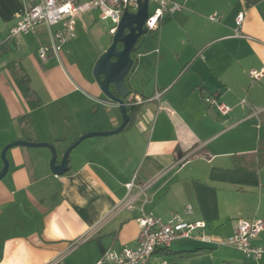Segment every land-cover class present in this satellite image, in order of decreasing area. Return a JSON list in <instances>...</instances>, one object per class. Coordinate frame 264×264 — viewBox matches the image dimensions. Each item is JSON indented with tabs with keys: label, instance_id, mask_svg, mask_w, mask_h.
Instances as JSON below:
<instances>
[{
	"label": "crops",
	"instance_id": "obj_1",
	"mask_svg": "<svg viewBox=\"0 0 264 264\" xmlns=\"http://www.w3.org/2000/svg\"><path fill=\"white\" fill-rule=\"evenodd\" d=\"M172 1L183 9L166 15L156 31L161 45L171 41L182 56L133 54L126 82L134 102L127 104L141 110L131 124L83 140L63 175L51 171L48 148L8 150L9 171L0 181V264H108L99 263L108 250L137 244L142 211L167 220L187 205L193 210L183 219L207 222L213 242L178 239L158 249L150 264H264V254L253 260L216 243L233 234L240 218L264 221V74L249 75L264 68V0ZM28 6L0 0V155L25 140L54 144L60 160L81 135L119 127L122 115L92 75L88 80L39 58L44 28L8 36ZM92 11L66 47L94 28ZM12 65L29 77L38 106L27 103ZM211 95L229 111L208 106ZM247 154H255L256 170L234 165ZM253 243L264 249V231ZM196 249V256L180 255Z\"/></svg>",
	"mask_w": 264,
	"mask_h": 264
},
{
	"label": "built area",
	"instance_id": "obj_2",
	"mask_svg": "<svg viewBox=\"0 0 264 264\" xmlns=\"http://www.w3.org/2000/svg\"><path fill=\"white\" fill-rule=\"evenodd\" d=\"M29 3L24 15L15 23L9 31V37L37 32L45 29V36L38 48V56L42 60L53 58L61 62V51L77 37V24L82 15L92 10H98L103 20L110 19L113 26L109 33L113 35L118 27L125 10L136 12L140 0H24ZM184 5L172 0H149V16L146 21L148 31L159 29L161 21L166 15L181 11ZM211 21L217 20V15L209 17ZM243 22V14L236 17V26L239 28ZM238 31V30H236ZM264 74L261 70H252L249 75L252 79H260ZM160 94H157L158 98ZM210 107L217 108L223 114L229 108L221 103L216 96L205 98ZM130 183L128 187H131ZM190 205L182 211L175 212L167 220L157 217L152 212L142 211L137 222L139 235L134 247H127L121 251L108 250L99 263L108 264H150L158 249L169 248L173 242L182 238L197 239L205 243L213 242L207 233V222H187L183 214L192 213ZM264 231L262 219H238L233 234L219 241V245H227L240 250L245 257L260 260L264 249L255 245L253 240ZM161 264H167L162 261Z\"/></svg>",
	"mask_w": 264,
	"mask_h": 264
},
{
	"label": "water",
	"instance_id": "obj_3",
	"mask_svg": "<svg viewBox=\"0 0 264 264\" xmlns=\"http://www.w3.org/2000/svg\"><path fill=\"white\" fill-rule=\"evenodd\" d=\"M149 16V0H140L136 12L125 10L118 24L116 32L112 35L111 45L100 55L93 68V76L102 93L111 101L118 104L122 115V123L113 130L91 131L81 135L58 159L57 148L48 142H31L17 140L6 145L1 151L2 168L0 169V181L9 171V160L7 152L14 146L44 147L50 149L52 157L50 160L51 171L56 175H63L68 171L70 154L83 140L95 136H109L124 130L129 122L130 115L127 110L126 100L131 94L126 78L134 65L133 54L137 53L147 40L149 33L146 21ZM121 45V47H120ZM212 117L217 114L213 109Z\"/></svg>",
	"mask_w": 264,
	"mask_h": 264
},
{
	"label": "rangeland",
	"instance_id": "obj_4",
	"mask_svg": "<svg viewBox=\"0 0 264 264\" xmlns=\"http://www.w3.org/2000/svg\"><path fill=\"white\" fill-rule=\"evenodd\" d=\"M92 14L96 17L94 28L85 33H80L79 39L73 45L69 48H63L61 51V63L66 66L69 72L73 73V69H75L81 75H85L88 80H90V75L93 76L92 65L95 59L100 57V53L104 51L112 39L109 29L113 26L110 19L103 20L101 18L98 10L92 11ZM89 17V14L85 15L86 22L89 21ZM177 48V45H173L171 41L166 39L161 45L160 31H155L148 33L147 40L138 53L141 57H181L180 50ZM157 49L158 53L156 52ZM0 161L2 162L1 155Z\"/></svg>",
	"mask_w": 264,
	"mask_h": 264
},
{
	"label": "trees",
	"instance_id": "obj_5",
	"mask_svg": "<svg viewBox=\"0 0 264 264\" xmlns=\"http://www.w3.org/2000/svg\"><path fill=\"white\" fill-rule=\"evenodd\" d=\"M162 22L163 20L161 21V23ZM150 32L151 31H149V33ZM10 68L13 71L15 82L19 90L21 91L22 95L26 99L27 103L29 104V106L31 108L38 106L39 101L35 98V96L31 92L29 77L23 72L22 69H17V67L13 65L10 66ZM132 100L128 101L127 99L126 102H132ZM127 110L131 119L129 124H131L134 118L136 117V115L140 113L141 106L139 104L132 103L131 105L127 106ZM261 117H262V121H264V113H262ZM259 148L260 149L264 148V140L260 141ZM234 165L238 168L247 169V170H256L258 167L255 154L238 155L234 159ZM163 249H167V248H163ZM199 253H201V250L196 249V250H188V251L180 252V255L183 257H192L198 255Z\"/></svg>",
	"mask_w": 264,
	"mask_h": 264
},
{
	"label": "flooded vegetation",
	"instance_id": "obj_6",
	"mask_svg": "<svg viewBox=\"0 0 264 264\" xmlns=\"http://www.w3.org/2000/svg\"><path fill=\"white\" fill-rule=\"evenodd\" d=\"M111 42H112V39H111L110 43L108 44L107 48L111 45ZM120 47H121V45H120ZM107 48H106V49H107Z\"/></svg>",
	"mask_w": 264,
	"mask_h": 264
}]
</instances>
